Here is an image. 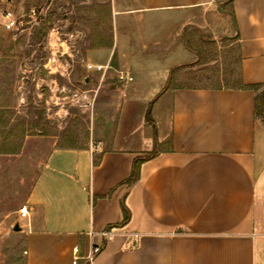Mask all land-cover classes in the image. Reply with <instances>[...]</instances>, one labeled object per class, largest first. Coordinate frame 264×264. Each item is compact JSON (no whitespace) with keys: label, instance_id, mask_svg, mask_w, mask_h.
<instances>
[{"label":"crops","instance_id":"crops-1","mask_svg":"<svg viewBox=\"0 0 264 264\" xmlns=\"http://www.w3.org/2000/svg\"><path fill=\"white\" fill-rule=\"evenodd\" d=\"M228 1L219 7L212 0H141L138 8L115 13H147L155 26L168 19L174 33L215 11L230 15L235 24L226 32L237 44L239 79L264 85V0H234L223 8ZM167 47L151 58L158 65L174 58L169 74H185L195 64L197 54L184 44ZM173 82L163 81L155 98L168 100L166 148L54 144L47 151L23 205L30 217L18 215V264H90L94 246L102 252L92 264H264L260 90ZM153 152L129 188L135 161ZM123 201L131 212L124 226Z\"/></svg>","mask_w":264,"mask_h":264},{"label":"rangeland","instance_id":"rangeland-1","mask_svg":"<svg viewBox=\"0 0 264 264\" xmlns=\"http://www.w3.org/2000/svg\"><path fill=\"white\" fill-rule=\"evenodd\" d=\"M139 6L141 0H0V264H18V213L54 144L158 151L170 128L167 98L155 101L163 81L238 85L230 15L215 11L174 33L168 19L155 26L147 13H115ZM6 14L16 22L12 30ZM183 44L197 54L185 74H169L174 58L159 65L151 58ZM107 63V73L88 70ZM130 69L134 82L120 83L118 72Z\"/></svg>","mask_w":264,"mask_h":264},{"label":"trees","instance_id":"trees-1","mask_svg":"<svg viewBox=\"0 0 264 264\" xmlns=\"http://www.w3.org/2000/svg\"><path fill=\"white\" fill-rule=\"evenodd\" d=\"M234 0H230L228 1L224 6L223 8L228 5H232ZM238 85H241L242 87H245V88H249V89H257V90H260L261 88L264 87V85H259V86H244L241 82V79H239L238 81ZM149 117V116H148ZM255 117L257 118V120H259L260 118H263L264 120V94H259L256 98V105H255ZM149 119V118H148ZM156 154L153 152V153H150L147 157H144V158H141V159H137L135 161V165H134V168H133V172H132V175L131 177L126 181L125 184L128 185L129 188L133 187L139 180H140V177H141V169H140V166L141 164L155 158ZM122 209H123V213H124V221L122 223V225H127L130 220H131V212L130 210L128 209V207L126 206L125 204V201H123L122 203Z\"/></svg>","mask_w":264,"mask_h":264},{"label":"built area","instance_id":"built-area-1","mask_svg":"<svg viewBox=\"0 0 264 264\" xmlns=\"http://www.w3.org/2000/svg\"><path fill=\"white\" fill-rule=\"evenodd\" d=\"M226 1H228V0H212L213 3H224ZM4 19H5V23L4 24H5L6 29L12 30V29L15 28L16 22L14 20H12V17H11L10 14H6L4 16ZM88 70L94 71V72H97V73H107L108 70H111V66L110 65H97L96 66V65L90 64L88 66ZM118 81L120 83H122V84H124V83H132V82H134V77L128 72L120 71V72H118ZM19 214H20V216L22 218H29L30 217V212L27 209V207L21 208ZM110 232L109 233L106 232L105 235L106 236L111 235ZM101 252H102V247H100V246L92 247V249L90 250L89 255L87 257L89 263L92 264L94 262V260L96 259V257ZM76 253H79V248H76Z\"/></svg>","mask_w":264,"mask_h":264},{"label":"water","instance_id":"water-1","mask_svg":"<svg viewBox=\"0 0 264 264\" xmlns=\"http://www.w3.org/2000/svg\"><path fill=\"white\" fill-rule=\"evenodd\" d=\"M221 11H223L222 9H220ZM21 230V227L18 225L15 226V231L19 232Z\"/></svg>","mask_w":264,"mask_h":264}]
</instances>
